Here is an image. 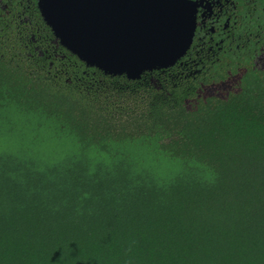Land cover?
<instances>
[{
	"label": "trees",
	"instance_id": "1",
	"mask_svg": "<svg viewBox=\"0 0 264 264\" xmlns=\"http://www.w3.org/2000/svg\"><path fill=\"white\" fill-rule=\"evenodd\" d=\"M36 1L0 18V264H264V73L108 74Z\"/></svg>",
	"mask_w": 264,
	"mask_h": 264
},
{
	"label": "water",
	"instance_id": "2",
	"mask_svg": "<svg viewBox=\"0 0 264 264\" xmlns=\"http://www.w3.org/2000/svg\"><path fill=\"white\" fill-rule=\"evenodd\" d=\"M61 45L88 66L139 79L184 55L195 29L192 0H37Z\"/></svg>",
	"mask_w": 264,
	"mask_h": 264
},
{
	"label": "flooded vegetation",
	"instance_id": "3",
	"mask_svg": "<svg viewBox=\"0 0 264 264\" xmlns=\"http://www.w3.org/2000/svg\"><path fill=\"white\" fill-rule=\"evenodd\" d=\"M24 1L29 0H0L2 22L11 23L14 17L21 19L22 16L27 19V7L23 5L19 9ZM192 2L195 5L192 41L184 55L166 68L173 67L193 79L207 68L237 59L238 64H248L264 73V0ZM166 68L159 69L164 72Z\"/></svg>",
	"mask_w": 264,
	"mask_h": 264
}]
</instances>
